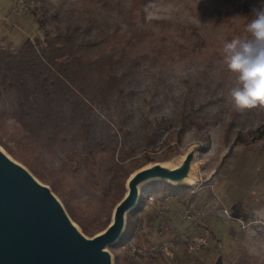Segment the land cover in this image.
Here are the masks:
<instances>
[{"label":"rangeland","instance_id":"374dc122","mask_svg":"<svg viewBox=\"0 0 264 264\" xmlns=\"http://www.w3.org/2000/svg\"><path fill=\"white\" fill-rule=\"evenodd\" d=\"M131 2L0 0L4 51L16 53L27 38H52L69 28L100 47H116L117 58L138 60L123 83L132 120L118 133L115 155L98 156L95 188L86 191L83 176L70 180L77 189L73 207L102 224L127 174L152 164L176 165L197 147L192 184L153 180L140 187V208L127 215L122 242L107 248L112 264H264V109H231L226 99L232 77L219 62L224 43L244 37L245 12L257 0H149L147 17L171 26L144 25L139 41L128 26L131 16L138 19L129 12ZM180 26L193 27L204 46L198 48ZM122 63L121 70L127 66ZM0 109L11 110L4 93ZM90 122L97 134H112L118 123L99 109ZM3 125L0 141L17 150L23 130L12 119ZM22 143L52 178L79 148L71 135L49 146ZM200 238L204 243L191 251L190 242ZM162 241L175 249L172 258L160 255Z\"/></svg>","mask_w":264,"mask_h":264},{"label":"trees","instance_id":"16d2710c","mask_svg":"<svg viewBox=\"0 0 264 264\" xmlns=\"http://www.w3.org/2000/svg\"><path fill=\"white\" fill-rule=\"evenodd\" d=\"M148 3L149 0L131 2L129 12L138 19L131 16L128 26L131 38L137 41L145 36L144 25L153 24L161 29L171 26L169 21L147 17ZM250 15L251 11L246 10L244 26ZM177 28L190 34L198 48L204 46L193 27ZM115 48L100 47L99 41L85 39L76 30L66 28L57 29L52 38H27L16 53L0 49V94L11 99L10 111L0 109V130L6 118L15 121L23 130V135L17 139V150L1 141L0 146L36 179L50 187L72 221L89 237L102 232L111 217L102 224H95L80 213L72 205L77 200V189L69 182L83 176L86 191L95 188L98 156L115 155L120 143L118 133L123 132V126L132 120L123 83L128 73L138 66V60L135 57L117 58ZM124 61L127 66L121 70L119 65ZM97 109L117 120L115 132H93L90 117ZM66 135L77 139L79 148L67 156L58 176L52 178L36 158L27 154L22 140L26 145L41 140L44 146H49L50 140L61 141ZM128 176L124 177L122 191L112 208L124 195ZM138 204L129 214L139 210ZM125 232L113 247L122 242Z\"/></svg>","mask_w":264,"mask_h":264},{"label":"water","instance_id":"95a60500","mask_svg":"<svg viewBox=\"0 0 264 264\" xmlns=\"http://www.w3.org/2000/svg\"><path fill=\"white\" fill-rule=\"evenodd\" d=\"M197 150H189L176 165L152 164L131 173L108 226L87 237L50 187L0 149V264H112L107 248L122 237L140 187L153 180L187 185Z\"/></svg>","mask_w":264,"mask_h":264},{"label":"clouds","instance_id":"9594fccd","mask_svg":"<svg viewBox=\"0 0 264 264\" xmlns=\"http://www.w3.org/2000/svg\"><path fill=\"white\" fill-rule=\"evenodd\" d=\"M244 32L224 43L219 61L232 77L226 102L239 113L264 109V0H257Z\"/></svg>","mask_w":264,"mask_h":264},{"label":"built area","instance_id":"2783aa9c","mask_svg":"<svg viewBox=\"0 0 264 264\" xmlns=\"http://www.w3.org/2000/svg\"><path fill=\"white\" fill-rule=\"evenodd\" d=\"M204 240L203 239H195V241H191L189 248L191 251L194 250V248L198 247L199 245L203 244ZM175 249H173V246L170 245L168 242L166 241H162L159 245V253L161 256H163L164 258H172L175 251Z\"/></svg>","mask_w":264,"mask_h":264},{"label":"bare ground","instance_id":"6f19581e","mask_svg":"<svg viewBox=\"0 0 264 264\" xmlns=\"http://www.w3.org/2000/svg\"><path fill=\"white\" fill-rule=\"evenodd\" d=\"M186 183H187V185L192 184L193 183V178L188 179Z\"/></svg>","mask_w":264,"mask_h":264}]
</instances>
